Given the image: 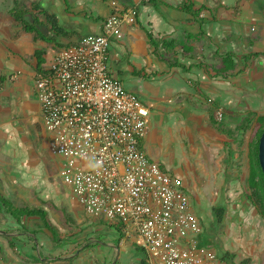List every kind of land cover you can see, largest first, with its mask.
Wrapping results in <instances>:
<instances>
[{"label":"crops","instance_id":"0c3cea01","mask_svg":"<svg viewBox=\"0 0 264 264\" xmlns=\"http://www.w3.org/2000/svg\"><path fill=\"white\" fill-rule=\"evenodd\" d=\"M113 2L120 10H138L136 24L125 28L123 41L111 43L108 67L128 92L151 107L143 151L164 171L180 177L161 163L155 143L160 150L166 144L171 154H176L177 145L185 150L202 145L200 164L193 168L188 163L191 174L183 179L191 205L198 206L201 244L215 251L218 264H264V217L251 211L255 229L241 235L239 229L242 244L238 245L231 235L237 219L218 199L221 186L213 185L223 181L222 175L227 177L239 160L238 154L225 148L227 134L237 133L250 115L256 116L254 123L264 117V0H0V199L10 204L0 201V264H152L117 227L84 214L99 224L85 226L76 205L43 202L38 195L42 165L50 163L53 175L52 167L60 161L51 156L42 126L35 53H42L43 73L62 49L102 34L105 21L115 11ZM16 5L27 14L28 25L34 23L32 16H39L33 7H39L56 17L69 37H56L47 25L36 27L48 42L26 32L11 15ZM186 6H192V11L187 12ZM233 62L235 71L228 66ZM20 102L23 118L15 112ZM217 109L225 113L223 132L209 123ZM25 121L27 127L36 124L39 130V146L35 144L38 148L34 147L30 159L3 150L9 143V129ZM205 186L211 190L204 191ZM9 206L45 209L48 226L38 216L15 218ZM215 209L226 211L220 223H226L223 236L213 230L218 224ZM230 235L229 244L218 241L219 236Z\"/></svg>","mask_w":264,"mask_h":264},{"label":"built area","instance_id":"2783aa9c","mask_svg":"<svg viewBox=\"0 0 264 264\" xmlns=\"http://www.w3.org/2000/svg\"><path fill=\"white\" fill-rule=\"evenodd\" d=\"M137 16L136 7H116L102 34L62 49L37 77L47 147L60 161L52 171L68 188L70 203L117 227L150 263L218 264L215 251L201 244L203 227L184 180L142 149L151 107L108 67L111 43L123 41ZM216 119L224 121L222 110Z\"/></svg>","mask_w":264,"mask_h":264},{"label":"rangeland","instance_id":"374dc122","mask_svg":"<svg viewBox=\"0 0 264 264\" xmlns=\"http://www.w3.org/2000/svg\"><path fill=\"white\" fill-rule=\"evenodd\" d=\"M22 105L23 104H21L20 102L16 106L15 111L16 115L18 117L21 116V118H23L24 115ZM146 105L149 106L148 104ZM26 123L28 122H20L19 125L15 127V129H9V143L4 146L3 150L6 149L7 153H11L14 155L20 154V156H25L30 159L33 157V153L35 152L34 147L39 144L40 139L38 137V125L35 124L34 126L33 124H31L27 127ZM237 127L238 126H234V129H236ZM19 128L23 129L19 131ZM251 128L252 129L248 132V134L244 136V138H242V134L239 130L240 128L237 129V133H235L234 129V133L232 132L233 134L230 132L228 133L229 142L227 145L225 144V148L229 150V152H232L234 155L238 154L239 160L238 162H235V167H232V172L230 174L228 173V178L222 175L221 179H223V181L213 184L216 185L217 189L221 186V191L218 194V199L225 201L227 207H229V214L231 216H234V219H237V222L233 224L234 226H231V235L233 241H235L238 245L242 244V236L241 238H239L240 236L238 237L239 229L240 235L241 231L245 233H248L250 231L253 232L256 224L253 216L251 215V211L255 209L258 212V210H260V205H263L264 199V193H256L255 188L250 184L252 171H256V176L257 174H259V168L257 167V157L254 151L256 144L255 137L257 132V122L253 123ZM25 138L28 140V142H26L27 140H25L24 142L23 139ZM36 139L38 140V143L35 142ZM164 146L165 147L163 148V150H160V146L155 143V149L158 150L159 148L158 152L160 153V160L162 161L161 163H164L168 170H174L176 172L175 174L178 173L182 179H185L188 173L191 174L186 168V165L188 163L193 164V168L198 167V165L200 164L199 155L203 147L202 145L201 149L199 145H195L193 149H191L190 146H187L186 150L184 149L185 147L181 149L180 146L177 145L176 154L169 153L167 145L165 144ZM40 159L43 160V157L40 156ZM42 167L43 168L41 170L40 178L42 180L40 182L41 192L38 193V195L42 198V201L51 202L53 204H59V202L63 201L64 203L67 202L69 204L71 194L69 193L68 188L63 185L61 180H59L54 174L51 175L50 163L42 165ZM49 171L51 179L47 178ZM200 175V173L198 174L197 172H195V176L198 177ZM225 179L226 181H224ZM26 181H28V179H26ZM203 182L205 183V181ZM210 190V188H207V186H205L204 191L209 192ZM259 197L261 198L262 203L259 202ZM208 199L210 201L209 197ZM253 202L256 204V207L253 205ZM197 207L198 206L195 205L192 206L195 214H198ZM81 218H83V220L85 221V226L93 228L99 227V224L91 222L82 211ZM225 224H216L213 230L221 233V235L223 236L222 230H225ZM219 228L221 229V232L217 231V229ZM231 235L228 238L219 236L218 241L222 240L224 244H229L231 242ZM227 239H230V242L227 243ZM214 246H216V244Z\"/></svg>","mask_w":264,"mask_h":264},{"label":"trees","instance_id":"16d2710c","mask_svg":"<svg viewBox=\"0 0 264 264\" xmlns=\"http://www.w3.org/2000/svg\"><path fill=\"white\" fill-rule=\"evenodd\" d=\"M187 12H191L192 11V6H186L185 9ZM33 11H38L39 12V16H43V21H41L40 17L38 15L36 16H32V18H34V23H32L33 25H28V21H27V14L24 12H21L18 8V5L15 6V8L11 11V15L18 21L21 22V24L23 25V28L26 32H30V33H36L38 36H40L44 41H47V38L42 34V32L40 33V31L37 29L36 26L39 27H44L45 25L50 26V29L52 30V32L56 35V37L58 36H63L68 38L69 35L67 32H65L64 30H62V28L60 27L58 20L56 17H51L49 16L44 10H41L39 7H33ZM197 15V14H196ZM37 61H38V65H37V72L41 74L42 71V65L44 64V60L42 58V53L41 52H36L35 53ZM231 65H228L229 67L233 68V71L236 70L237 66L236 63H230ZM179 68H183L186 70V72H189L190 69L189 68H185L184 66L180 65L178 66ZM255 115H250V118L247 119L244 123V125L239 129L241 134H242V138H244V136L246 134H248V132L252 129V124L254 123V119H255ZM257 132H256V144H255V154L257 157V167L259 168V174H255L256 171H252V176L250 179V184L255 188L256 193H260L263 192L264 193V177L259 165V161H258V146H259V141L260 138L264 132V117H260L257 119ZM210 125L217 131V132H223V128L222 125L223 123H217V121L215 120V118H213L211 116L210 118ZM228 135V134H227ZM229 137V136H228ZM258 190V192H257ZM260 198V197H259ZM259 202L262 203L261 198L258 199ZM1 203H5V205L7 204L10 205L7 200L5 199H0ZM3 206L5 208H7L6 206ZM253 205L256 207V204L253 202ZM10 209V213H13V216H15V218H18L19 215H26L28 217H33V216H38L40 217L44 223L48 226V213L45 211V209L43 208H29L26 207L24 209H16L12 206H9ZM260 210H258L259 214L261 217H264V199H263V205H260ZM226 215V211L224 209H215L214 210V216L216 217L217 223L220 224L222 223L223 219L225 218ZM111 225V224H110ZM121 231V230H120ZM122 232V231H121ZM123 233V232H122Z\"/></svg>","mask_w":264,"mask_h":264},{"label":"water","instance_id":"95a60500","mask_svg":"<svg viewBox=\"0 0 264 264\" xmlns=\"http://www.w3.org/2000/svg\"><path fill=\"white\" fill-rule=\"evenodd\" d=\"M258 161L264 177V132L260 138L258 146Z\"/></svg>","mask_w":264,"mask_h":264},{"label":"clouds","instance_id":"9594fccd","mask_svg":"<svg viewBox=\"0 0 264 264\" xmlns=\"http://www.w3.org/2000/svg\"><path fill=\"white\" fill-rule=\"evenodd\" d=\"M217 110H221V109H217ZM217 110L215 111V114H214V116H215V120H216V121H217V119H216V112H217ZM222 111H223V110H222ZM223 112H224V111H223ZM224 120H225V113H224ZM223 122H224V121H223ZM223 122H221V123H223ZM217 123H220V122L217 121ZM221 123H220V124H221Z\"/></svg>","mask_w":264,"mask_h":264}]
</instances>
